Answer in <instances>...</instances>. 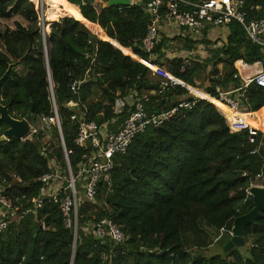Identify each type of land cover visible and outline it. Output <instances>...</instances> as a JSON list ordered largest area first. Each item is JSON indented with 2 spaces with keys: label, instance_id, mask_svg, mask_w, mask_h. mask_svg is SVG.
<instances>
[{
  "label": "trees",
  "instance_id": "trees-1",
  "mask_svg": "<svg viewBox=\"0 0 264 264\" xmlns=\"http://www.w3.org/2000/svg\"><path fill=\"white\" fill-rule=\"evenodd\" d=\"M44 1L46 19L63 17L44 22L49 25L45 38L49 74L37 5L30 0H0V20L18 18L23 23L0 33V78L16 63L0 83V103L9 106L14 119L24 118L30 105L31 123L52 117L50 77L72 172L85 162L88 149L74 144L78 125L70 120L76 109L67 108L69 102L79 109L84 106L87 118L99 125L112 120L120 124L130 107L125 105L117 114L115 103L131 93L147 97L148 114L177 111L160 127L147 126L136 135L125 155L113 156L111 187L100 181L95 204H79L76 238L65 227L58 205L48 198L31 211V200L40 196L42 187L37 179L51 171V160L61 171L65 168L56 127H51L53 139L46 143L41 131L25 142L0 143V195L16 209L0 234V264H264V213L245 230L249 245L245 255L238 248L204 253L210 245L208 230L227 231L230 239L234 219L252 209L246 193L250 184L264 188V135L259 132L250 144L245 132L230 133L221 115L234 113L213 99L218 97L217 88L239 89L235 62L264 64V51L231 22L221 48L209 49L205 60L182 70L183 59L165 57L167 39L159 40L152 56L142 50L149 22L143 2L99 9L96 0ZM242 1L249 20H264V0ZM84 25H94L100 32L93 34ZM129 55L164 68L191 93L198 88L195 77L210 68L208 86L200 99L180 86L161 90V79ZM16 67L26 74L18 75ZM72 79L81 81L77 95L69 90ZM238 93L242 110L263 108L255 116L257 129L264 130V89L250 85ZM182 102L191 103V108H178ZM5 129L0 122V136ZM104 218L120 229L125 243L94 236L93 224Z\"/></svg>",
  "mask_w": 264,
  "mask_h": 264
},
{
  "label": "built area",
  "instance_id": "built-area-1",
  "mask_svg": "<svg viewBox=\"0 0 264 264\" xmlns=\"http://www.w3.org/2000/svg\"><path fill=\"white\" fill-rule=\"evenodd\" d=\"M107 1L98 0L97 2L103 4ZM129 1L130 7L138 5V3L142 4L143 2L144 9L149 15V22L146 27V34L141 41V48L151 56L155 45L160 40V36L162 35L160 32L163 27L167 29L174 28V30L180 32L179 36H182L184 31H186L191 37H196L206 29L214 30L226 27L231 22L238 23L244 30L247 39L264 51V20H249L242 0ZM44 4L45 1L40 0V9L38 11L41 27L44 26L45 22ZM137 62L144 65L161 79V90L180 86L191 95L189 89L184 86L186 84L172 76L164 68L139 58ZM189 66L190 61L184 59L182 70ZM234 68L236 77L239 80L237 92L248 88L250 85L264 89V64L262 61L245 62L238 60L235 62ZM80 85L81 81L72 79L69 83L70 92L73 95H77ZM48 91L53 116L38 120L36 122L38 126L29 124V135L18 140L21 142L31 140L32 136L37 134V132L41 131L46 134L52 126L56 127L65 159V168L61 171L56 161L51 160V171L37 179L42 184V187L40 196L31 200V211L33 213L36 212L43 201L48 198L50 202L58 205L63 215L65 227L71 228L74 234L75 231L77 233V209L79 204L83 202L95 204L96 188L100 181L104 182L108 188L111 187L110 171L112 169L113 156L125 155L128 146L136 135L143 133L147 126L160 127L173 117L177 109L160 114H148L144 107L147 97H137L134 93H131L124 99L117 100L114 106L115 113L117 114L123 111L125 105L130 107L128 116L118 125H115L116 120H112L108 124L99 125L87 118L84 106L79 109L80 106L77 103L69 102L66 107L76 109L70 120L78 125L74 144L77 147L88 149V156L85 158V162L81 164L76 172H72L68 161L70 153L66 151L63 137L60 135V120L55 105L52 82H48ZM216 92L218 93V97L213 99L225 106L229 112L234 113L229 117H225L215 107L224 118L229 132H245L248 136V142L253 144L259 131L249 123V120L252 118L245 116V112L241 111L239 93L237 96H233L235 91L221 92L217 89ZM178 108L190 109L191 103L182 102L178 105ZM235 112H238V114H235ZM111 126H114V128H110ZM62 178H65V182H62ZM255 179H259V176ZM252 186L259 185L253 183L249 187ZM246 193L249 195L248 190ZM15 210L11 201L0 195V234L11 223ZM92 232L96 238H108L115 244H123L126 241L120 229L108 218L94 223Z\"/></svg>",
  "mask_w": 264,
  "mask_h": 264
},
{
  "label": "water",
  "instance_id": "water-1",
  "mask_svg": "<svg viewBox=\"0 0 264 264\" xmlns=\"http://www.w3.org/2000/svg\"><path fill=\"white\" fill-rule=\"evenodd\" d=\"M138 5H141L138 3ZM120 7V8H128L130 7V1L129 0H108L106 3H103L99 5V9L109 8V7ZM76 8L79 10V7L76 6ZM145 15L147 18H149L148 13L143 9ZM47 29L44 25L42 27V33H43V49L46 42L45 34ZM49 35V34H48ZM47 35V36H48ZM44 51V50H43ZM44 60L46 69L49 74V67H48V52L44 51ZM16 63H13L8 67L6 72L3 74V76L0 78V83L7 77V74L11 70L13 66H15ZM48 82H51V79L49 77ZM9 106L5 105L3 106L0 103V122H3L7 129L2 133L0 136V143L12 140V139H22L29 135V124L32 119V105H30V108L26 114V116L20 120L14 119L11 117L8 113ZM60 135L62 136L61 127H60ZM249 196L252 198V209L238 217H236L232 223L231 228V237L226 242L223 251L227 252L233 248H242L245 245L244 240V233L245 230L254 225L259 218V216L264 213V188L261 186H252L248 189ZM77 230V229H76ZM74 237L76 238V231L74 232ZM75 249V241L73 244V250Z\"/></svg>",
  "mask_w": 264,
  "mask_h": 264
},
{
  "label": "rangeland",
  "instance_id": "rangeland-1",
  "mask_svg": "<svg viewBox=\"0 0 264 264\" xmlns=\"http://www.w3.org/2000/svg\"><path fill=\"white\" fill-rule=\"evenodd\" d=\"M31 1L34 2V4L37 5L38 10H39L40 9V0H31ZM43 7H44L43 9L45 10L46 3L44 4ZM44 15H45V11H44ZM60 18H63V17L56 18L55 20L60 19ZM44 21L45 22H49L51 20H48V19H46V17H44ZM16 22L22 23L18 18H13V19L8 20V21L0 20V33L3 32L5 29L12 30L15 27V23ZM46 29H47V31H46L47 34H45V38H46V36L49 33V25L48 24L46 25ZM211 36H212V34L210 33L208 35V37L210 38ZM165 38L166 37L164 35L160 36V40L161 39H165ZM166 39H167L166 47H167V49H169V52H174V53L178 54L179 50L182 48L181 47L182 46V41H180V39H178V41H177L176 39H173L171 37L169 39L168 38H166ZM171 39H173V40H171ZM170 42H172V43L170 44ZM203 46L204 47H201L200 50H202V51L205 50L204 51L205 53L199 54L198 59H200V61H202V60L207 58L208 50H207L206 47H209V49H213L214 48L212 46V44H210V46H206V45H203ZM0 48H1V46H0ZM43 50L48 52L47 43H45ZM129 56L132 59H135V57H133L132 55H129ZM218 69H219V71L222 72V67L221 66H218ZM210 70H211L210 68H207L206 70H203V71L199 72L198 77H195L196 79H194L195 80L194 83L199 88L198 90L202 89L204 91V88H206L208 86L207 75H208ZM15 71L20 76H24L26 74V71L24 69H22L21 67H16ZM191 96L195 97L192 93H191ZM31 121H32V119H31ZM31 121H30V124H35L36 126H38L36 122L31 123ZM44 135H45V138L42 141L43 143H46V141H52L53 136H52V132L51 131H49V132L47 131V133L44 134ZM64 179L65 178H62V182H65ZM77 186H79V184H77ZM208 234H209V243H210V245H209V247L207 249L204 250V253H206L208 255H214V254L221 253V251L224 249V246H225L224 243L226 244V242L229 240L228 232L224 231V230L217 231V232L213 231V230H208ZM230 237H231V234H230ZM248 247H249V245L248 244L246 245V243H245L244 247L238 248V249L241 252V254L245 255ZM192 252H196V251L192 250Z\"/></svg>",
  "mask_w": 264,
  "mask_h": 264
},
{
  "label": "crops",
  "instance_id": "crops-1",
  "mask_svg": "<svg viewBox=\"0 0 264 264\" xmlns=\"http://www.w3.org/2000/svg\"><path fill=\"white\" fill-rule=\"evenodd\" d=\"M31 1V0H30ZM66 1V0H65ZM34 3V2H33ZM45 17V15H44ZM61 19V18H60ZM59 19L57 20H51L47 23H52V22H57ZM85 26V25H84ZM86 27V26H85ZM87 28V27H86ZM90 32H92L89 28H87ZM172 32V33H171ZM93 34H95L94 32H92ZM162 35H164L166 38H173V39H176L178 41V39H180V41H182V48L179 50V53H174V52H169V49H167V47L165 46V50H164V53H165V57L167 56V59H173V58H180V59H188L190 61V66L192 65V63H198V62H201L200 59H198V56L199 54H202V53H205L204 51L200 50L201 47H204L203 45H206V46H210V44H212V46L214 48H221L223 46V44L226 42V39L229 35V30L226 27H221V28H218V29H214V30H209V29H206L205 31H203L200 35H197L196 37H191L190 35H188V33H186V31H184V34L182 36H179V33L178 31L174 30V28H170V29H167L165 27L162 28L161 32H160ZM170 33V34H169ZM212 34V36L209 38L208 35L209 34ZM49 34V33H48ZM165 38V39H166ZM171 39V40H173ZM170 40V41H171ZM169 43V42H168ZM172 42H170L171 44ZM187 47V46H190L192 47L190 50H186L184 47ZM207 50L209 51V47H206ZM201 51V52H200ZM177 54V55H176ZM133 57H135L134 60H138V57L132 55ZM202 56V55H201ZM207 57H208V53H207ZM205 60V59H204ZM203 61V60H202ZM221 66V65H219ZM199 88H195L192 92V94L195 96V97H199L200 94H201V90H198ZM218 89V88H217ZM216 89V90H217ZM219 90V89H218ZM238 90V89H237ZM237 90H232V91H235L233 93V96H237L238 92ZM203 91V90H202ZM221 91V90H219ZM204 92V91H203ZM223 92V91H221ZM229 92V91H227ZM263 109V108H261ZM260 109V110H261ZM260 110H258L257 112H259ZM241 111H244V110H241ZM245 114H248L250 115V117L252 119H255L257 120L258 118L255 116V114L257 112H247L244 111ZM260 133H262L264 135V130H261L259 129L258 130Z\"/></svg>",
  "mask_w": 264,
  "mask_h": 264
},
{
  "label": "bare ground",
  "instance_id": "bare-ground-1",
  "mask_svg": "<svg viewBox=\"0 0 264 264\" xmlns=\"http://www.w3.org/2000/svg\"><path fill=\"white\" fill-rule=\"evenodd\" d=\"M89 29H90L92 32H94L95 34H97V33L100 32V30L98 29V27H96V26H94V25H90V26H89ZM197 98L200 99V96L197 97ZM249 116H250V115H249ZM249 123L257 129V120H255V119H250V120H249Z\"/></svg>",
  "mask_w": 264,
  "mask_h": 264
}]
</instances>
